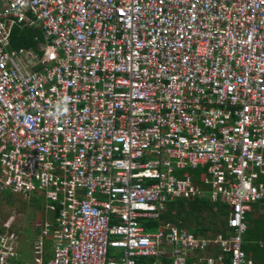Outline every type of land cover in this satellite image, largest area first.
I'll return each instance as SVG.
<instances>
[{
    "label": "built area",
    "instance_id": "obj_1",
    "mask_svg": "<svg viewBox=\"0 0 264 264\" xmlns=\"http://www.w3.org/2000/svg\"><path fill=\"white\" fill-rule=\"evenodd\" d=\"M261 175L264 0H0V192L46 216L27 252L0 217V264H260ZM202 197L224 230L160 221Z\"/></svg>",
    "mask_w": 264,
    "mask_h": 264
},
{
    "label": "rangeland",
    "instance_id": "obj_2",
    "mask_svg": "<svg viewBox=\"0 0 264 264\" xmlns=\"http://www.w3.org/2000/svg\"><path fill=\"white\" fill-rule=\"evenodd\" d=\"M37 201L42 206L43 199L38 198ZM219 207V204H214L207 198L185 199L168 206L166 210L169 215L165 220H169L174 225L176 224L185 228L207 226L211 224L212 220H215V224L218 225V223H221V220L226 218L225 216L221 217L222 219L219 218L220 213H217ZM253 216H251L252 219H254ZM0 217L3 222L11 219V229L20 235H24V238L22 237L20 240L21 247L22 244L28 246L31 243L35 232V224L45 217V212L43 208H40L37 203L28 197L18 195L8 197L7 193H0ZM252 225L251 223V227ZM259 226L257 229L253 228L256 232L254 234H250L249 230L246 232V244L252 245L254 239L257 240V237L260 236L264 240V232L260 233L261 228L264 229V221L260 222Z\"/></svg>",
    "mask_w": 264,
    "mask_h": 264
},
{
    "label": "trees",
    "instance_id": "obj_3",
    "mask_svg": "<svg viewBox=\"0 0 264 264\" xmlns=\"http://www.w3.org/2000/svg\"><path fill=\"white\" fill-rule=\"evenodd\" d=\"M42 33L39 29L37 28H28V27H19V26H14V28L11 31V35H10V47L11 48H20V47H25V48H33L36 49V44L39 41H42ZM200 173V169L195 171V176L198 178V174ZM259 180L264 181V175H261ZM12 194L10 192H8L7 196H11ZM202 198H207V197H202ZM197 199V198H195ZM199 199V198H198ZM208 199V198H207ZM185 199H177L176 201L173 202H168L167 203V207L166 209H168V206L180 201H184ZM214 204H219V211L217 213L219 214V218L222 219L223 216L226 217V205L221 203V202H217ZM169 214L167 213V210H165L161 216H160V221L167 219V216ZM250 213L248 212L246 214V218L249 219L250 218ZM218 216V215H217ZM222 217V218H221ZM214 219V218H213ZM215 220H212L210 225L207 226H199V227H192V228H188L191 231H193L195 234H199V235H207L210 232H216V231H221L224 230L226 228V218L224 220H221V223H218V225L215 224ZM142 223L145 227L146 230H154L155 228H157V226L159 225V221H153L151 219H143ZM244 249L246 251L247 250V246H244ZM161 261V264H171L169 259L166 258H161L159 260V262ZM152 259L150 258H140L137 260V264H151Z\"/></svg>",
    "mask_w": 264,
    "mask_h": 264
},
{
    "label": "crops",
    "instance_id": "obj_4",
    "mask_svg": "<svg viewBox=\"0 0 264 264\" xmlns=\"http://www.w3.org/2000/svg\"><path fill=\"white\" fill-rule=\"evenodd\" d=\"M15 26H19V27H25V26H22V25H15ZM14 28V27H13ZM28 28H30V27H28ZM32 29V28H31ZM40 42V41H39ZM36 46H37V44H36ZM193 173H195V171L193 172ZM0 193H7L8 194V192H0ZM12 195H18V196H21V195H19V194H14V193H12V192H10ZM21 197H23V196H21ZM33 202H35V203H37L38 204V206L41 208L42 206H41V203L40 202H38L37 200L35 201V200H33ZM46 217V216H45ZM44 217V218H45ZM254 219H252V217H251V215H250V218H249V231H250V234L251 233H256L255 231H254V229H257V228H259L260 226H259V223L260 222H262V221H264V210L263 209H260L258 212H257V214H255L254 216ZM43 218V219H44ZM257 219V220H256ZM7 224H9L10 225V230L11 231H14L13 229H11V219H9V220H7V222H6ZM251 223L253 224L252 225V227H251ZM254 228V229H253ZM35 229H36V227H35ZM38 231V228L36 229V231L35 232H37ZM34 232V233H35ZM264 232V229L263 228H261V232L260 233H263ZM14 233L19 237V240H18V242H20V244H21V238L23 237L24 238V235H20L19 233H17L16 231H14ZM262 236H260V237H257V240L256 239H254V242L252 243V245L251 244H247V250H248V252H249V254L256 260V261H258L260 264H264V254H263V252H264V240H263V237L261 238ZM50 240L48 239L47 240V242H46V248H48L49 249V247H50ZM22 246H23V248H22ZM22 246H21V248H22V250L23 251H25V252H27L28 250H29V246H30V244L28 245V246H25V244L23 245L22 244ZM27 247V248H26Z\"/></svg>",
    "mask_w": 264,
    "mask_h": 264
}]
</instances>
